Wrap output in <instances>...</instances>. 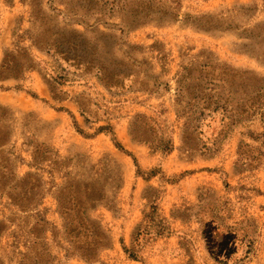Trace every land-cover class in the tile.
I'll return each mask as SVG.
<instances>
[{
  "label": "rangeland",
  "instance_id": "1",
  "mask_svg": "<svg viewBox=\"0 0 264 264\" xmlns=\"http://www.w3.org/2000/svg\"><path fill=\"white\" fill-rule=\"evenodd\" d=\"M135 14L149 21L122 35V19ZM90 26L112 37L121 52L134 47L137 76L124 90L110 91L93 76L69 75L60 87L69 95L56 102L47 80L62 72L31 47L28 34L66 30L91 36ZM17 46L29 48L36 68L21 79L0 80V113L9 134L0 148L4 264H22L35 240L38 214L59 232L54 239L38 231L51 256L44 264H89L67 252L58 214L55 192L71 182L94 183L101 192L102 201L89 213L110 238L101 264H264V166L243 167L238 157L241 144L264 143V92L254 117L223 125L216 115L202 136L185 132L176 102L177 82L189 69L194 78L207 80L229 73L233 108L249 109L254 93L264 89V0H0V66ZM82 93L107 112L114 135L97 132L104 121L85 123L76 104ZM138 116L158 123L171 151L133 140L130 129ZM40 146L49 152L35 159ZM26 175L34 209L29 214L7 195ZM154 207L155 224L146 217ZM212 222L234 235H212ZM160 227L162 236L135 248L137 229L154 233Z\"/></svg>",
  "mask_w": 264,
  "mask_h": 264
},
{
  "label": "trees",
  "instance_id": "2",
  "mask_svg": "<svg viewBox=\"0 0 264 264\" xmlns=\"http://www.w3.org/2000/svg\"><path fill=\"white\" fill-rule=\"evenodd\" d=\"M34 20L40 27L44 25L42 18H34ZM145 20L149 21V18L138 14L123 18L122 27L119 31L125 35L141 26ZM88 31L91 36L86 33L66 30H43V32L28 34L31 47L44 52L51 58L57 69L62 72L55 77L50 76V80H47L52 98L56 102L64 101V98L69 95L60 89L67 82L69 75L76 77L93 76L104 88L110 91L124 90L126 83L137 76L135 68L138 62L131 56V50H134V47L123 45L128 51L121 52V48L112 37L100 32V30H94L91 26ZM117 52H121L124 58H119ZM35 68L34 58L29 48L17 46L14 52L6 54L0 66V80L21 79L27 72ZM185 70V74L183 73L177 82L178 96L176 99L178 106L181 107L180 112L186 119L185 132L196 131L202 136L204 125L208 124V120L215 121L216 115H221V122L226 125V122H237L239 118L254 117L255 113L261 109L262 95L260 93L264 92V89L254 93L256 101L254 100L249 109L239 111L233 108V99H231L234 95L232 90L234 77L232 75L224 73L220 79L207 80L200 78V76L194 78L189 69ZM76 104L86 124L91 125L104 121L107 125L100 127L97 132H108L114 135L113 127L106 121L107 112L99 105L97 106L88 94L79 95L76 98ZM3 118L4 114L0 113V148L7 144L9 138V134L2 125ZM77 129L79 133L83 134L79 128ZM130 134L133 140L153 144L160 149L165 148L166 152L173 148L171 143L164 144L158 123L146 116H138L135 119L131 125ZM258 139L259 137L253 138V141L257 143ZM115 145L119 150L124 151L122 146ZM44 149V146H40L39 149L38 147L35 148L34 158L37 159L38 155L41 156L49 152L47 150L45 152ZM238 157L243 167L248 166L253 169L264 166V143H261L260 146L241 144L238 149ZM55 164L53 165L56 166ZM30 178V175H26L18 181L15 180L8 187L7 192L9 199L23 214L34 213V209L29 208L28 179ZM97 192L94 183L83 184L80 182H71L55 192L58 214L64 221L63 236L69 247L67 252L72 257L80 258L89 264H101V253L110 245L109 235L101 222L89 214L91 208L102 201L101 192L98 194ZM156 211L157 208L154 207L152 213L146 216L153 224H155L153 217ZM37 219V230L33 233L35 240L28 249V253L23 255L22 264H44L45 259H51L47 244H44L43 239L37 236L38 231L40 233L42 230L44 236L51 233L54 239L59 232L55 230V227L45 216L38 214ZM154 226L158 229L157 224ZM209 227L212 235L218 234L222 230H226L224 232L227 236L234 235L231 229H224L215 222H212ZM159 229L158 232L154 233L146 228L137 229L133 235L135 248H141L143 242H150L155 236H162L165 230L163 227ZM4 231V225L0 224V240ZM126 252L128 253V250ZM130 258L136 260L137 255L131 253ZM0 264H4L1 256ZM46 264L49 263L46 262Z\"/></svg>",
  "mask_w": 264,
  "mask_h": 264
}]
</instances>
